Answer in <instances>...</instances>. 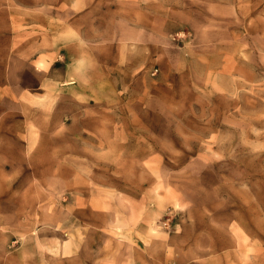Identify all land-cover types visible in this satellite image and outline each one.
<instances>
[{"label": "rangeland", "instance_id": "374dc122", "mask_svg": "<svg viewBox=\"0 0 264 264\" xmlns=\"http://www.w3.org/2000/svg\"><path fill=\"white\" fill-rule=\"evenodd\" d=\"M0 264H264V0H0Z\"/></svg>", "mask_w": 264, "mask_h": 264}, {"label": "crops", "instance_id": "0c3cea01", "mask_svg": "<svg viewBox=\"0 0 264 264\" xmlns=\"http://www.w3.org/2000/svg\"><path fill=\"white\" fill-rule=\"evenodd\" d=\"M84 53H87L86 51H83ZM70 53V52H69ZM71 54V53H70Z\"/></svg>", "mask_w": 264, "mask_h": 264}, {"label": "bare ground", "instance_id": "6f19581e", "mask_svg": "<svg viewBox=\"0 0 264 264\" xmlns=\"http://www.w3.org/2000/svg\"><path fill=\"white\" fill-rule=\"evenodd\" d=\"M86 3V2H85ZM85 35V34H84ZM81 70V69H80Z\"/></svg>", "mask_w": 264, "mask_h": 264}]
</instances>
